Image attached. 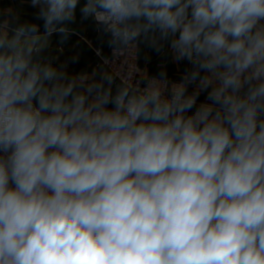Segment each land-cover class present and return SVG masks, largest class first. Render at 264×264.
Returning a JSON list of instances; mask_svg holds the SVG:
<instances>
[{
  "label": "clouds",
  "instance_id": "1",
  "mask_svg": "<svg viewBox=\"0 0 264 264\" xmlns=\"http://www.w3.org/2000/svg\"><path fill=\"white\" fill-rule=\"evenodd\" d=\"M31 4L43 35L0 24V264H264V0H86L115 57L158 32L192 64L115 94L41 56L78 0Z\"/></svg>",
  "mask_w": 264,
  "mask_h": 264
},
{
  "label": "crops",
  "instance_id": "2",
  "mask_svg": "<svg viewBox=\"0 0 264 264\" xmlns=\"http://www.w3.org/2000/svg\"><path fill=\"white\" fill-rule=\"evenodd\" d=\"M0 4V24H3L5 21L8 22L9 35L12 34L11 29L16 28L20 24H36L39 26L41 35L44 34L43 20L38 19L39 7H33L31 0H1ZM86 0H78V5L75 10V20L68 23L67 31H73L80 34L83 38L88 40L95 48L93 44V35L95 30L98 27V24L93 17L89 16L85 18L80 9L85 5ZM260 23L264 24V21ZM59 32V31H58ZM58 32L47 36L45 42L54 41L58 39L61 49H70L71 52L75 55V59L78 58L80 64L78 67L73 66V74L80 72L92 73L95 71L97 73V79L100 78V75L103 72H108L112 74L107 67L101 65L95 58V56L88 50L86 47L77 39L59 34ZM92 32V34H91ZM91 34V35H90ZM156 40V45L154 46L152 41ZM80 42L81 46L78 42ZM139 44V65L149 77L159 78L160 73L164 72L166 78L178 80L186 72L190 71L192 64L187 59L177 60L175 58V53L170 47V41H164L159 39V33L149 34L148 37H145L143 34L136 40ZM71 47V48H70ZM113 45L110 43L108 46H104V50H108L110 53ZM159 48V50H157ZM108 53V55H109ZM104 56V55H103ZM203 75V73H201ZM114 78L113 83V94H115L116 85H119ZM197 88V84L193 83L188 86V92L192 93ZM211 89H205L200 92L196 98V104L191 110H189L186 115H193L201 103H211L208 100V93ZM246 91V88L244 89ZM108 109H113V104H108L106 106ZM259 119H264V114H262ZM52 149H49L51 151ZM9 188L14 189L15 183L10 179Z\"/></svg>",
  "mask_w": 264,
  "mask_h": 264
},
{
  "label": "rangeland",
  "instance_id": "3",
  "mask_svg": "<svg viewBox=\"0 0 264 264\" xmlns=\"http://www.w3.org/2000/svg\"><path fill=\"white\" fill-rule=\"evenodd\" d=\"M92 34V32H91ZM90 34V35H91ZM93 37V44L98 47L96 48L97 50H100L102 52V55H104L105 57L108 56L109 51L108 50H104L103 45L104 46H108L109 44V40L110 37L108 34H106L102 28L98 25L97 29L95 30ZM78 42V41H75ZM45 48L43 50V52L41 53V56L45 59V60H51L53 65L57 68H60L61 65L67 64L66 69H64L69 75H72V71H73V66L78 67V64H80V61L77 59H75V62H71L73 58H75L73 52L70 51V49H61L58 39L57 40H52V41H48L45 42ZM80 44V42H78ZM81 45V44H80ZM83 46V45H81ZM84 47V46H83ZM71 48V47H70ZM87 49V48H86ZM33 104L34 106H38L37 101L34 99L33 100ZM11 154V150H9L8 153H4V152H0V157H5L7 155Z\"/></svg>",
  "mask_w": 264,
  "mask_h": 264
},
{
  "label": "built area",
  "instance_id": "4",
  "mask_svg": "<svg viewBox=\"0 0 264 264\" xmlns=\"http://www.w3.org/2000/svg\"><path fill=\"white\" fill-rule=\"evenodd\" d=\"M2 3V1L0 0V4ZM135 44V49L132 53L131 56H128L127 54L125 56H120V57H115L114 53H113V48L114 46L111 48L110 53L107 57L102 55V52L100 50H97L98 53L103 57L104 59V63L107 67V69L114 75V78L121 83L120 77L115 75L116 72H119L121 75H124L128 72L129 70V64H135V66L141 71L144 72L143 69L141 68V66L139 65V44L137 41L134 42ZM125 60H127V63H125ZM184 75L179 78L178 80H174V79H168V81L170 83H179L182 82ZM137 79L139 78V76L137 75L136 77ZM144 84H141V87H143ZM54 149H52L51 151H53ZM51 194V193H49Z\"/></svg>",
  "mask_w": 264,
  "mask_h": 264
},
{
  "label": "water",
  "instance_id": "5",
  "mask_svg": "<svg viewBox=\"0 0 264 264\" xmlns=\"http://www.w3.org/2000/svg\"><path fill=\"white\" fill-rule=\"evenodd\" d=\"M59 34L69 36L72 38H75L79 40L96 58V60L103 66L106 67L104 63L103 57L98 53L97 49L85 38H83L80 34L73 32V31H67V32H58Z\"/></svg>",
  "mask_w": 264,
  "mask_h": 264
}]
</instances>
